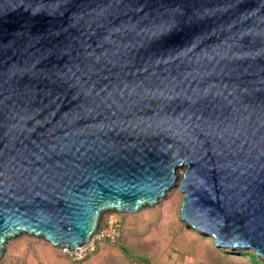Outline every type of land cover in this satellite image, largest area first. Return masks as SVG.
Returning <instances> with one entry per match:
<instances>
[{
	"label": "water",
	"instance_id": "obj_1",
	"mask_svg": "<svg viewBox=\"0 0 264 264\" xmlns=\"http://www.w3.org/2000/svg\"><path fill=\"white\" fill-rule=\"evenodd\" d=\"M176 186L187 228L264 263V0H0V260Z\"/></svg>",
	"mask_w": 264,
	"mask_h": 264
},
{
	"label": "rangeland",
	"instance_id": "obj_2",
	"mask_svg": "<svg viewBox=\"0 0 264 264\" xmlns=\"http://www.w3.org/2000/svg\"><path fill=\"white\" fill-rule=\"evenodd\" d=\"M181 175L178 170V181ZM183 197L176 186L151 208L104 214L96 233L113 231L114 239L96 242L95 237L90 241L94 252L81 262L42 240L21 236L7 242L0 264H255L187 228L179 218Z\"/></svg>",
	"mask_w": 264,
	"mask_h": 264
},
{
	"label": "built area",
	"instance_id": "obj_3",
	"mask_svg": "<svg viewBox=\"0 0 264 264\" xmlns=\"http://www.w3.org/2000/svg\"><path fill=\"white\" fill-rule=\"evenodd\" d=\"M114 233H113V231H110V232H107V231H99V232H97V233H95V235L92 237V241L94 242V238L95 237H97V240H96V242H98L99 240H101V237H102V239H114L113 237H114V235H113ZM90 240V241H91ZM90 241L87 243V244H85V245H83V246H80V247H77V248H75L74 250H72V251H68L67 249H63V250H61L62 252H64V253H68L69 255H72L73 257L72 258H74V259H77L78 260V262L80 261H83V260H85V258L86 257H88V256H90V254L91 253H93L94 252V250H95V247H94V245L92 244L93 242H91L90 243ZM90 246V249H86L87 247H89ZM75 255V256H74ZM78 255H79V257H78ZM76 256L78 257V258H76ZM73 259V260H74ZM75 262V261H74Z\"/></svg>",
	"mask_w": 264,
	"mask_h": 264
},
{
	"label": "trees",
	"instance_id": "obj_4",
	"mask_svg": "<svg viewBox=\"0 0 264 264\" xmlns=\"http://www.w3.org/2000/svg\"><path fill=\"white\" fill-rule=\"evenodd\" d=\"M210 241L211 242H213V240L212 239H210ZM214 243V242H213ZM236 254H241L242 256H245V257H247L248 259H251L255 264H264L263 262H260L255 256H254V254L252 253V252H245V251H243V252H237Z\"/></svg>",
	"mask_w": 264,
	"mask_h": 264
},
{
	"label": "bare ground",
	"instance_id": "obj_5",
	"mask_svg": "<svg viewBox=\"0 0 264 264\" xmlns=\"http://www.w3.org/2000/svg\"><path fill=\"white\" fill-rule=\"evenodd\" d=\"M166 198V197H165Z\"/></svg>",
	"mask_w": 264,
	"mask_h": 264
}]
</instances>
